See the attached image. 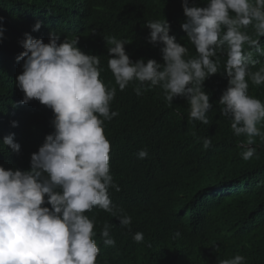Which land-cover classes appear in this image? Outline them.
I'll return each instance as SVG.
<instances>
[{
    "label": "trees",
    "instance_id": "16d2710c",
    "mask_svg": "<svg viewBox=\"0 0 264 264\" xmlns=\"http://www.w3.org/2000/svg\"><path fill=\"white\" fill-rule=\"evenodd\" d=\"M208 0H188L189 6L206 7ZM183 0H0V144L14 134L20 151L0 155L5 170L29 171L31 156L47 135L54 133L53 111L38 100L21 103L24 93L16 78L23 72L25 34L48 43L51 33L78 39L85 54L99 56L100 79L116 94L111 110L118 113L105 121L110 141V174L120 190L109 189L116 215L94 207L85 214L94 219L100 255L97 264H220L236 255L245 264H264V139L236 136L231 117L222 113L220 97L228 87L225 73L226 45L219 51V71L203 83L212 108L208 124L190 119L185 97H175L171 106L159 86L137 96L138 81L121 91L108 68V37L126 41V54L135 63L155 60L164 64L162 44L149 41V21L165 19L169 35L188 49L186 59L198 55L182 25L187 22ZM39 22L41 27L33 31ZM264 48L250 25L245 29ZM255 64L264 68V56L245 45ZM248 94L264 102V84L248 80ZM16 126H13V122ZM264 133V121L257 125ZM211 139L210 147L203 141ZM255 149L249 160L241 153ZM146 149L148 156L138 158ZM51 207L50 205H44ZM121 215L131 217L122 226ZM115 246H106L101 236L105 224ZM143 233L138 243L134 234ZM179 233V236L176 235Z\"/></svg>",
    "mask_w": 264,
    "mask_h": 264
},
{
    "label": "clouds",
    "instance_id": "9594fccd",
    "mask_svg": "<svg viewBox=\"0 0 264 264\" xmlns=\"http://www.w3.org/2000/svg\"><path fill=\"white\" fill-rule=\"evenodd\" d=\"M182 6L187 17L182 28L198 55L185 58L188 49L169 35L165 19L149 21V41L163 45L164 64L152 59L133 63L125 51L127 42L108 37L107 44L112 45L108 68L116 85L123 91L138 81L137 96L145 85V90L159 86L169 106L175 97H185L190 119L208 124L206 114L212 104L203 83L219 71V59L213 58L226 45L229 79L219 100L222 113L231 117L236 136L247 137V145L254 143V137L264 139L257 126L264 121V102L248 94L249 79L255 85L264 84V68L251 71L249 65L256 61L245 45L261 56L264 48L244 31L251 25L257 37H264V0H208L206 7L189 6L183 0ZM40 27L37 22L33 31ZM78 39L60 42V36L51 33L44 43L26 33L21 42L24 51L16 58L24 61L23 72L16 78L24 93L21 103L36 99L50 108L55 131L32 154L29 171L0 166V264H97L100 248L94 239L95 221L85 213L98 207L116 215L109 189L120 188L110 174L111 145L104 132L105 121L118 115L110 107L116 88L100 79L99 56L81 51ZM13 137H4L0 155L20 151ZM211 144V139H204L205 148ZM254 154L252 147L241 153L244 160ZM137 155L145 159L148 152L141 149ZM119 221L129 226L131 217L121 215ZM110 228L106 223L101 236L104 245L115 246ZM133 238L140 243L144 236L137 232ZM220 264H245V258L236 255Z\"/></svg>",
    "mask_w": 264,
    "mask_h": 264
}]
</instances>
